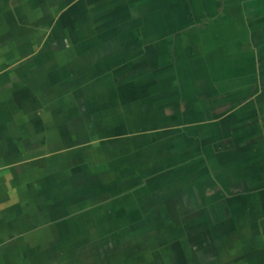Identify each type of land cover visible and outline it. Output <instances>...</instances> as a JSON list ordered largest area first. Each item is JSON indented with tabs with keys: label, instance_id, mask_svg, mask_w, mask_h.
<instances>
[{
	"label": "crops",
	"instance_id": "obj_1",
	"mask_svg": "<svg viewBox=\"0 0 264 264\" xmlns=\"http://www.w3.org/2000/svg\"><path fill=\"white\" fill-rule=\"evenodd\" d=\"M229 1L0 0V264H264V0Z\"/></svg>",
	"mask_w": 264,
	"mask_h": 264
},
{
	"label": "flooded vegetation",
	"instance_id": "obj_2",
	"mask_svg": "<svg viewBox=\"0 0 264 264\" xmlns=\"http://www.w3.org/2000/svg\"><path fill=\"white\" fill-rule=\"evenodd\" d=\"M217 3H218V5L217 4L215 5V4L212 3L211 4V6H212L211 8H215V10H218L219 14L222 13V12L226 13L227 8H225V5H230L231 6L232 4H233L234 8H232V9L229 8L228 11H230V13L233 14L234 16H236V14L237 15L239 14V5L237 3H235V2L231 3L229 0H217ZM209 10H210V6L209 7H203V8L199 9V11H201L200 12L201 13L200 17H202V20L207 21V19H210V13H209L210 11Z\"/></svg>",
	"mask_w": 264,
	"mask_h": 264
}]
</instances>
